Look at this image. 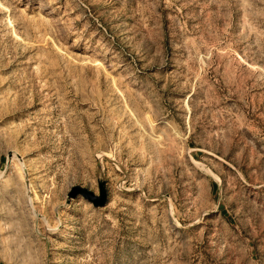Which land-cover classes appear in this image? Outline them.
Instances as JSON below:
<instances>
[{"label":"rangeland","instance_id":"1","mask_svg":"<svg viewBox=\"0 0 264 264\" xmlns=\"http://www.w3.org/2000/svg\"><path fill=\"white\" fill-rule=\"evenodd\" d=\"M0 264H264V0H0Z\"/></svg>","mask_w":264,"mask_h":264}]
</instances>
